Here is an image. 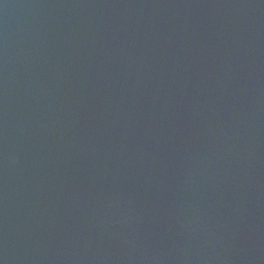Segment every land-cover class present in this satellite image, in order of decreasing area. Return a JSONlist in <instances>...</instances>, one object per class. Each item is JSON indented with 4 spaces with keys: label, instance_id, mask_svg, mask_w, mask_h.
Instances as JSON below:
<instances>
[{
    "label": "water",
    "instance_id": "obj_1",
    "mask_svg": "<svg viewBox=\"0 0 264 264\" xmlns=\"http://www.w3.org/2000/svg\"><path fill=\"white\" fill-rule=\"evenodd\" d=\"M0 264H264V0H0Z\"/></svg>",
    "mask_w": 264,
    "mask_h": 264
}]
</instances>
